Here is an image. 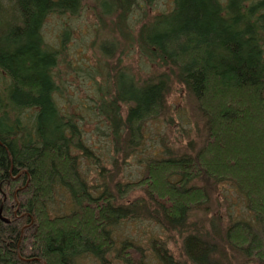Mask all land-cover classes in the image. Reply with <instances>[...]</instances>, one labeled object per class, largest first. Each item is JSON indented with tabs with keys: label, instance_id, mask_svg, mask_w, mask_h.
Listing matches in <instances>:
<instances>
[{
	"label": "trees",
	"instance_id": "trees-1",
	"mask_svg": "<svg viewBox=\"0 0 264 264\" xmlns=\"http://www.w3.org/2000/svg\"><path fill=\"white\" fill-rule=\"evenodd\" d=\"M154 1L0 0V264H264V0ZM86 9L109 57L64 73Z\"/></svg>",
	"mask_w": 264,
	"mask_h": 264
},
{
	"label": "rangeland",
	"instance_id": "rangeland-1",
	"mask_svg": "<svg viewBox=\"0 0 264 264\" xmlns=\"http://www.w3.org/2000/svg\"><path fill=\"white\" fill-rule=\"evenodd\" d=\"M170 7V0H155L154 1V8H149L147 11H149L150 14H154L155 12H159L161 10L168 9ZM146 11V10H145ZM138 16V14H137ZM67 27H70L74 30L72 33L71 39L68 43L67 50H64L61 54L62 60L61 64L59 65V69L64 73H69L73 71V68L77 65L76 60L77 56L80 55L81 50L86 51V55L90 58V62L92 65L95 66V64L101 60L102 57H104L106 60L109 57V55L105 54V51L103 49V45L107 47V50L111 49L110 44H106L111 42V38L107 35H103L99 40L98 43L92 47V41L95 38V27H96V19L94 15L91 13L90 9H86L80 16L78 17H67V16H52L48 19L44 26V38L49 47L51 48H59L61 43V34L63 30ZM104 53V54H103ZM118 55V53H116ZM99 58V59H98ZM123 58L125 60V55L123 54ZM110 60V58L108 59ZM105 62V60H102ZM114 61H116V58H114ZM68 62L71 63L72 68L68 66ZM66 92L64 94L65 97L72 96V98L76 99L79 98L80 92L77 91L76 87H71L69 84L66 86ZM81 95V94H80ZM186 93L181 89L180 87L173 88L171 92L169 93V106L173 110L176 109H182L184 112L188 110L187 114L191 118L196 117V110L192 111L188 107V101L185 98ZM83 97V101H84ZM82 100V99H81ZM194 112V113H193ZM193 120V119H192ZM203 127V123L201 124ZM223 131V135L226 133L222 127H220L219 131ZM222 134V132H221ZM213 161V160H212ZM138 165L136 162H132L130 165L126 168V175L127 177L135 178L139 174H137ZM133 176V177H132ZM69 205V200L67 196L64 195V192H62L59 196L57 201L55 202L54 208L56 209L55 212H65L67 211L66 205ZM65 205V206H64ZM64 206V207H63ZM17 212V211H16ZM8 219V218H7ZM145 230L149 231V229L146 228L145 224L139 222V223H133L128 228H121L120 234L121 238L123 240L124 237L130 236L131 238L141 239V233ZM143 234V233H142ZM145 244V243H144ZM148 247V245L146 244ZM170 246L175 249L174 243H170ZM236 258V257H235ZM244 259V258H242ZM236 263H238L236 258Z\"/></svg>",
	"mask_w": 264,
	"mask_h": 264
},
{
	"label": "water",
	"instance_id": "water-1",
	"mask_svg": "<svg viewBox=\"0 0 264 264\" xmlns=\"http://www.w3.org/2000/svg\"><path fill=\"white\" fill-rule=\"evenodd\" d=\"M0 218H1L4 222H9V221H10L9 219H7V218H5V217L2 216V208L0 209ZM44 264H46V263H44Z\"/></svg>",
	"mask_w": 264,
	"mask_h": 264
},
{
	"label": "bare ground",
	"instance_id": "bare-ground-1",
	"mask_svg": "<svg viewBox=\"0 0 264 264\" xmlns=\"http://www.w3.org/2000/svg\"><path fill=\"white\" fill-rule=\"evenodd\" d=\"M46 42V41H45ZM47 43V42H46ZM45 262V261H44Z\"/></svg>",
	"mask_w": 264,
	"mask_h": 264
}]
</instances>
